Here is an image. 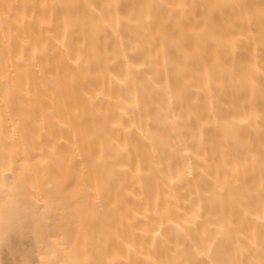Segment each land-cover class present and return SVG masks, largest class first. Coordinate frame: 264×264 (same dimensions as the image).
I'll list each match as a JSON object with an SVG mask.
<instances>
[{
  "label": "bare ground",
  "instance_id": "bare-ground-1",
  "mask_svg": "<svg viewBox=\"0 0 264 264\" xmlns=\"http://www.w3.org/2000/svg\"><path fill=\"white\" fill-rule=\"evenodd\" d=\"M0 264H264V0H0Z\"/></svg>",
  "mask_w": 264,
  "mask_h": 264
},
{
  "label": "rangeland",
  "instance_id": "rangeland-1",
  "mask_svg": "<svg viewBox=\"0 0 264 264\" xmlns=\"http://www.w3.org/2000/svg\"><path fill=\"white\" fill-rule=\"evenodd\" d=\"M9 163V162H8ZM10 163H12V161L10 160ZM8 165V164H7ZM10 166V165H9ZM8 171L10 172V169H8Z\"/></svg>",
  "mask_w": 264,
  "mask_h": 264
}]
</instances>
